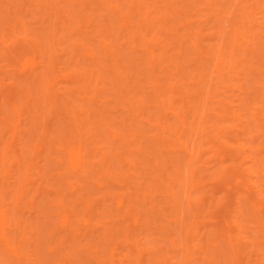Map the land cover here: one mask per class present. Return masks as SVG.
Returning a JSON list of instances; mask_svg holds the SVG:
<instances>
[{
	"label": "bare ground",
	"instance_id": "obj_1",
	"mask_svg": "<svg viewBox=\"0 0 264 264\" xmlns=\"http://www.w3.org/2000/svg\"><path fill=\"white\" fill-rule=\"evenodd\" d=\"M181 1L185 0H68L73 17L65 14L59 18V24L53 22L54 36L62 31V37L67 36L69 31L78 36L68 39L71 47L69 63L85 66L81 64V57H77L79 52L82 59L89 61L94 68L84 67L82 74L76 70L70 73L72 85L67 87V92H77L84 97H78L84 99L80 112L72 111L69 115L73 122L61 123L50 137L44 132H40L39 137L43 136L63 154L60 141L65 139L67 130L77 132L78 138H82L85 123H81L83 120L79 115L87 111V104L97 105L101 113V117L97 116L98 120L93 113L96 111L91 109L92 112L87 114V128L91 130L89 136H103L105 141L97 137L99 146L115 152L116 163L126 164L139 172L124 177L122 170L116 172L125 181L126 193L116 194V204L113 202L112 206L117 205L115 208L125 216L123 224L127 250L121 252L119 243L113 239L118 236L116 233H113L114 237L110 236L108 231H99L112 244H106L110 247L107 259L98 260L100 249L95 243H89L84 248L75 244L82 256L88 258L87 253L90 252L98 264H196L198 258H201L200 264H264V0L222 1L229 6L217 0L220 5L223 4L221 7L213 0H188L191 8L196 6L192 4L199 2V6L205 4L202 11H206L205 8L209 9L208 12L211 10V16L202 12L203 18L198 15L199 19L184 14L187 0L183 2L186 8L174 7ZM58 2L54 0V3ZM58 10L66 11L64 6H59ZM94 10H98L99 14H94ZM189 11L192 10L186 12ZM21 24L25 32L19 39L24 42L13 46L1 39L4 44L1 55L8 58L11 64L12 59L16 60L13 65H17L28 84L27 99L34 102L40 99V103L51 105L58 99L55 86L59 79L53 68L57 65L53 66V62L43 65L40 57L54 48L50 41L44 45L48 49L42 47L40 38H29L25 21ZM76 24L80 31L89 28L91 32L75 33L73 26ZM49 35L44 38L48 40ZM24 45L41 54L34 56L25 51ZM59 56L54 54L55 58ZM257 72L260 76H256ZM100 81L104 83L102 89H105V96H98V90L90 95V85ZM40 84H44L43 89H38ZM111 94L117 97L115 108L104 103L111 100ZM96 97L102 98L104 104H95ZM67 101L72 104L64 96L62 104L65 111L69 110L66 105H71ZM11 104L15 115H10L11 112L5 114L1 107L0 123L13 121L16 128L19 124V101H12ZM118 106L126 113L116 117L112 112L110 116V112L117 110ZM36 115L40 117L39 113ZM64 115L67 113L64 112ZM117 123H121V129H117ZM124 131L133 138H126ZM89 150L70 145L66 147L65 160L57 159V156L56 163L65 162L64 173L70 172L83 178L91 177L90 167L97 169L95 174L100 178L95 176L102 179L104 172L99 169L103 171L104 168L102 164L98 167V164L92 163L88 158ZM125 151L130 153L127 155ZM2 164L5 166L4 161ZM103 164L108 166L111 178L116 176L115 172L114 175L110 173V162ZM143 174H149V177L138 182L139 175ZM69 180L72 191H76L75 182ZM25 182L28 181H24L23 186ZM218 183L225 184V188L218 189L221 187ZM79 188L82 190L85 187L79 185ZM134 190L136 202L143 200L150 214L142 208L133 210L135 206L126 194L132 196ZM22 193L23 188L18 194L22 197ZM19 195L17 199H20ZM157 197L160 198L156 200ZM49 200L54 208L58 207L59 211L61 208L60 215H56L60 230L55 232L65 233L56 239L52 231L49 238L54 237L61 243L76 238L82 242L85 237L80 239L82 228L85 225L87 228H84L88 229L91 224L89 218L70 207L62 194L57 195L59 202ZM84 208L87 212L92 210V205L87 203ZM67 209H71L72 214ZM213 209H222V212L215 215L211 211ZM13 218L21 222L17 215ZM142 218L146 232L140 236ZM113 219L115 223L120 220L116 215ZM8 220V211L0 196V246L18 254V248L11 247L15 236H12L14 228L13 234H10L9 227L7 231ZM78 221L83 224L81 228ZM91 227L89 232L93 237H103L93 231V225ZM27 230L24 229L28 234L30 229ZM152 233L156 237L150 241L149 234ZM29 235L25 236L26 239ZM19 238L20 235L16 242ZM55 250L52 246L48 248L49 254L55 255ZM60 253L67 255L65 249ZM6 264H11V261ZM17 264H25L19 255ZM78 264L82 262L78 261Z\"/></svg>",
	"mask_w": 264,
	"mask_h": 264
},
{
	"label": "rangeland",
	"instance_id": "obj_2",
	"mask_svg": "<svg viewBox=\"0 0 264 264\" xmlns=\"http://www.w3.org/2000/svg\"><path fill=\"white\" fill-rule=\"evenodd\" d=\"M222 1L223 0H221L220 2ZM48 2H50V4H48ZM181 2L178 3L177 5L174 4L175 5L174 7L183 6V8H186L185 7L186 5L184 6V3L183 2L181 3ZM187 2L189 1L187 0L185 3ZM213 2L216 4L218 1L213 0ZM220 2H218V4L216 5H220ZM231 2L232 1L230 0L229 3ZM162 4L163 2L161 3V5ZM195 4H196L195 7L197 9L193 6ZM223 4H221L218 7L223 6ZM90 5L95 6L93 3L92 4L90 3ZM199 5H200L199 2L192 4L193 6L192 8H191V5H188L186 11L189 9L192 11H189V12L184 11L185 12L184 14H189V17L193 19H196V17L197 19H199L198 15L200 18H203V16H201V15H204L203 13L205 14L210 13V16L212 15L210 12L211 10L208 12L209 9L205 8L206 11H202L203 6L205 7V4H202V6H199ZM225 5L229 6L227 4H224V6ZM59 6H64V9L66 11L60 12L58 10ZM199 8L201 9L200 12L198 11ZM91 9L92 7L89 8V10ZM193 9L195 10V14H194ZM65 14H69L70 18L73 17L72 6H70V4L68 3V0H59L58 3H54V0H0V108L1 107L4 108L5 114H8L11 112L10 115H13L14 113L12 111L11 103L12 101H19V104H18L19 124L18 126L14 128L13 121H10V122L5 121V122L0 123V177L2 176L0 178V196H2V204L4 208L7 209L8 211L9 220L7 221V231L9 232V229H8L9 227L11 229L10 234H13L14 232L12 236H15L14 240L11 242V247L18 248L17 249L18 254L17 252L10 253L3 246H0L2 247V249L0 248V254H1L0 264H6V262H9V261H11V264H17L18 255L22 257V260H24L25 264H32L31 262H33V264L34 263L35 264H61V263L78 264V261L82 262V264H98L97 261H94L95 258L93 257L92 253L88 252L87 253L88 258L84 257L82 256L81 252H78L76 246L81 244V248H84L89 243H95L96 244L95 246L96 247L99 246V249H100L99 254H98V260L100 261L103 259H107L108 256L106 255H109L108 249L110 248V247L108 248V246L109 245L112 246V244L111 242L108 241V237H104L105 234L103 233L105 231H108L109 235L113 237L115 236L113 235V233L114 234L116 233L118 238L115 237L113 239H114V242L119 243L121 247L119 250L121 252L127 250L126 242L124 241V238H125L124 228L125 227L123 224L124 222H126V219H125V216H123L122 212L117 210L118 208H115V206L117 207V205L112 206V204L113 202L114 204H116V201H114L116 200V196H117L116 194L126 193V190H125L126 184H125V181H123L124 179L122 180V175L124 177V175L126 174L132 175L133 172H137V174L139 172L133 167L129 168V166H125L126 164L122 166L121 164L116 163L117 161L115 160V157L113 156L115 152L110 151L109 148H106V149L101 148L99 146L100 143L97 142V137L105 141V138L103 136L102 137L96 136V135L89 136L91 134V130L87 128V123H86L87 114L89 111L92 112L93 110L97 112V113L93 112L95 114V117L100 116L101 113H100V110L97 109L96 107L97 105L95 106V105L87 104L86 106L88 107L89 110L87 109V111L79 115L81 121L83 120L81 123H85L84 129L82 131L83 133L82 138L81 137L78 138L77 132L71 133L70 129L67 130L68 132H67L65 139L63 141H60L64 149L63 154H60V152L57 151L54 148V146H51L50 145L51 142L44 139L43 136H40L41 138L39 137V134H41L40 132L42 133L44 132L43 134L47 133L46 136L50 137L51 134H55V132L59 129V125H61V123L64 124L65 122H73L72 117H69V115H72L71 113L72 111H76V113L80 112V108L84 102V99L82 98L79 99L81 95L79 96L77 92H67V87L72 85L71 84L72 75L70 73H72V70H76L78 71L79 74H82L84 73V70H83L84 67L94 68V66L90 65L91 63L89 61L85 60L84 58L82 59V56L80 55L79 52H77L78 53L77 57L78 58L81 57L80 58L81 62H83L81 64H85V66L82 67V65L77 66L75 63L74 64L69 63L68 58L70 55L69 50L71 49V47L69 45L68 39H70L71 37L78 38L76 34H71V32L69 31L67 36L62 37L63 31L62 32L60 31L61 34L59 33L58 35L54 36L55 32L53 29V22L57 21V23L59 24L60 23L59 18L61 16L63 17ZM94 14L98 15L99 14L98 10H94ZM19 20L25 21V27H27L29 31V34H28L29 38H36V37L40 38L41 43L43 44L42 47L44 48H48V47H45L44 45L47 41H50L52 43V48H54L52 50L48 48L49 50H47V54H44V53L41 54V53H37V51L33 50L32 48L28 49V46L24 45L25 51L33 54L34 56H38L40 54L42 55L40 58L44 61L43 65H47L49 64V62L50 63L53 62L51 63L53 66L57 65V67H53V66L52 67L55 70L54 72L58 74V79H59V82L55 86V90H57L58 99H57V102L56 101L51 102V105H49L48 102L44 104L40 103L41 102L40 99L35 102L33 100H28L27 99V91H28L27 85L28 84L23 80L24 75L21 74L17 65H13L16 62V60L12 59L13 63L11 64L8 58L3 57L1 55V51L4 49L3 48L4 44L1 43V39L5 40V44H11L13 46L19 45L20 43L24 42L23 40L19 39V37L22 36L25 32L21 24L22 21H19ZM176 21H178V19H176ZM211 22H215V21L212 20ZM211 22L210 24H214ZM160 23H162V21ZM14 26L16 27L14 28ZM73 27L75 28V33L88 34L89 32H91L90 31L91 29L89 28L83 29V32L80 31V28L77 26V24L76 26L74 25ZM49 34H51V36ZM48 35H49V39L46 40L44 37H47ZM17 47L18 46H16L15 48ZM55 53L59 54L60 56L55 58L54 57ZM57 58L58 60H56ZM84 60H85V63H84ZM131 64L128 66L130 67ZM131 68L133 69V65ZM134 68L136 67L134 66ZM103 70L104 69H102V71ZM257 73L258 74L256 76H260L259 72ZM103 84L104 83L100 81L98 84L93 83L92 85H90V88L88 87L90 89L89 94L91 95L94 90H98L97 92V94H99L98 96L100 95L105 96V93H106L104 92L105 89H102L103 87H105L103 86ZM43 87H44V84H40V86H38V89H43ZM130 94H132V92ZM64 96H66L72 102L71 104L69 101H67L71 105L69 104L66 105V108L70 110V111L68 110L70 113H68V111L63 110L64 106L62 104V100L64 99ZM111 96H112L111 100L109 101L106 100L107 102L106 101L104 102L102 98L100 97H96L94 100L96 101L95 104L106 103L105 105L108 104L107 105L108 107L115 108L116 105L114 104H116L115 102L116 100L115 98H117L116 94H111ZM108 99H110V96H108ZM4 102H7V104ZM134 106L136 107V103ZM122 109L123 108H120V107L117 110L113 109L110 112V116H112V112H114L113 114L115 116L126 113L125 110L123 109L124 111L123 112ZM61 110H63V112ZM64 112L67 113V115H64ZM37 113L40 114V117L36 115ZM96 114H99V115H96ZM61 119L65 121H62ZM95 119L98 120L99 117ZM127 121L130 122L129 119ZM95 124L99 125L100 123L99 124L95 123ZM120 124L121 123H117L116 125L115 124L114 125L115 126L119 125L118 126L119 128L117 127V129H121L122 127H120ZM13 129H15V131ZM87 129L90 131H88ZM121 131L123 132V130ZM69 132L70 134H68ZM126 134L127 132L124 133V136ZM127 135H126V138L128 139L133 138V135L131 136H127ZM70 145L75 146V147L80 146L82 149L85 148V150H89V149L92 150V151L89 150L88 158L92 161L93 164L94 163H96V165L102 164V166L97 165L98 167L100 166L103 167L105 170V171L104 170L102 171L101 169H99L100 172H104V174L102 173L103 175L102 179H98L100 177H98L95 174L97 169L93 170L91 167H90V172H89V175L91 177L89 178H83L81 176H73L69 172L70 170H68L69 173L67 172L64 173L66 171L65 162L61 163L60 165L57 164L58 162L56 163V157L58 156L57 159L61 158L65 160L66 147ZM125 152L127 153V155L128 153H130L127 151ZM104 153H107L106 154L107 157L106 155H104ZM3 156H5L4 159H3ZM3 161L5 162V166H3L2 164ZM106 161L110 162L112 165V167L110 168L111 175H114L113 172L116 173L118 170L123 171L121 178L120 176L119 177L117 176V173H116V176L114 175L111 178L108 172L109 171L108 166L106 164H103ZM118 166H122V167H118ZM6 169H7V173H5L4 175V170ZM63 173L65 174V176ZM145 177L148 178L149 174L139 175V179L137 181L142 182ZM130 179L133 181L135 180L134 177H130ZM68 180L69 182H75L76 187H77L76 191H72L70 187L71 183H68ZM24 181H28V182L27 183L25 182V185L23 186ZM99 182L102 185L99 184ZM79 185H83L85 188L81 190L79 188ZM218 185L219 187L221 186L220 188H218L220 190L225 188V184L218 183ZM22 188H23V193H22L23 195L21 197L18 193L20 192ZM135 192L136 190L133 191L132 196H129L128 194H126L127 199L130 198L131 199L130 203L133 205V207L135 206L133 210L135 211L136 208H140V209L142 208L143 211L145 210L147 213L150 214V211H148V208H146V205L143 200H138V202H136L137 198H135L136 196ZM58 194H62L66 198L67 204L70 207H72L73 209H78L79 211H81L82 216L85 214V217L89 218V224L90 223L91 224L88 225V229H87L88 231L86 230L87 226L81 224L80 221H78L81 224L80 228L83 225V228H82L83 233H81L82 231L80 232L83 236L81 235L82 238L80 237V239H83L84 236L85 237L82 240V242L81 240H78L77 238L74 239L73 241L69 240L63 243H61L59 240H56L58 239L57 236H60V235L62 236L63 234H65L63 231L61 232L56 231L58 233V235H56L57 233L55 232V230H58V229L60 230V228H58L60 227L59 222L57 221L59 220L58 216L60 215L59 213L61 212V208L59 206L60 211L58 207L54 208L52 206L53 204H50L51 202L49 199L51 198L54 203L59 202V200H57ZM17 195H19L20 199H17ZM159 198L160 197H157L156 200H158ZM82 200L83 202H81ZM84 200H87V201L84 202ZM87 203H90L92 205V208H91L92 210H89L86 212L84 205ZM127 203H128V200H127ZM221 210L222 209H213L211 211L215 215L219 212L217 215H220L222 212ZM67 211L71 212V214L73 212L71 209H67ZM14 213H17V214H14ZM109 213H112V215ZM15 215H17L21 219L20 221L22 223L21 222L18 223L19 220L18 221L14 220L13 216L15 217ZM56 215L58 216L56 217ZM114 215L118 216L121 221L118 220L116 221V223L112 221L114 220L113 219ZM51 216H53L52 217L53 219H51ZM82 218L83 217H81V219ZM104 220H109L110 222L105 223L103 222ZM51 221L55 222L54 225ZM8 222H10V224ZM143 222L144 221L142 218L141 223L143 224ZM30 224L33 225V228L31 227ZM25 225L27 228L25 227ZM92 225L95 228L93 229V231L95 230L96 233L103 235V237L101 236L102 238H100L99 235H98L99 237L97 235H96L97 237H93L90 234L89 230L92 228L91 227ZM84 226L86 228H84ZM114 227L116 228V230ZM144 227H145V224L140 226V230H139L140 236H143L146 232L143 230ZM24 229L26 230L30 229L29 232L28 230L26 231L28 232V234L25 233ZM52 231L55 232L54 236L56 237V239L54 237L53 238L50 237L51 239L49 238V233ZM99 231H103V233ZM17 232L18 233L21 232V234L15 235V233ZM30 233H32L31 236L29 235ZM26 234L30 236L29 237L31 238L30 242H28V239H29L28 237L26 239L25 237L27 236ZM18 235H20L19 240L20 239L22 240V241L20 240V242L19 240L18 242H16L18 239ZM149 235H150L149 236L150 241H152L151 239L156 237L153 233L152 235L151 234ZM27 242L30 244H28ZM103 242H107V243H103ZM108 243L110 244L108 245ZM27 245H30V246L28 247ZM68 245L70 247H65ZM48 246L49 247L52 246L56 249L55 255L53 253H50L51 255L49 254ZM106 247L107 249H105ZM30 249L34 251H31ZM62 249L66 250L67 255H62V253H60ZM72 254H76V255L72 256ZM2 258H5V260H3ZM32 258L34 259L30 260ZM198 259H196V264L201 263L200 261L201 258H198ZM146 264L148 263L146 262Z\"/></svg>",
	"mask_w": 264,
	"mask_h": 264
}]
</instances>
